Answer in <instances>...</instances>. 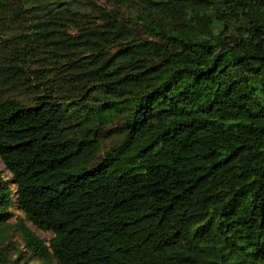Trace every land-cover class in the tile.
I'll list each match as a JSON object with an SVG mask.
<instances>
[{"label":"trees","instance_id":"1","mask_svg":"<svg viewBox=\"0 0 264 264\" xmlns=\"http://www.w3.org/2000/svg\"><path fill=\"white\" fill-rule=\"evenodd\" d=\"M195 1L220 12L160 27L159 42L124 44L115 21L45 34L67 55H95L88 79L128 109L122 141L97 162L98 131L79 130L51 93L30 106L6 98L29 85L20 63L40 40L0 61V159L14 184L0 174V225L14 204L44 264H264V0ZM15 4L0 0V24ZM229 18L239 32L223 30Z\"/></svg>","mask_w":264,"mask_h":264},{"label":"rangeland","instance_id":"2","mask_svg":"<svg viewBox=\"0 0 264 264\" xmlns=\"http://www.w3.org/2000/svg\"><path fill=\"white\" fill-rule=\"evenodd\" d=\"M158 1L161 6L148 11L133 0H15L17 15L0 24V61L16 45L22 48L35 39L41 43L38 51H30L20 63L28 73L29 85L7 93L6 98L30 106L38 102L40 96L51 93L54 100L68 108L72 122L81 125L79 130L98 131L102 146L95 159L97 162L122 141L118 128L126 122L128 109L123 105L118 109L109 107L108 98L101 94V85L88 79V72L96 68L95 55L85 50L67 55L60 47L50 44L45 34L54 28L75 36L80 28L115 21L129 30L124 44L159 42L154 30L160 27L177 29L181 23L197 22V12L211 16L220 12L219 8L203 10L195 0ZM240 25L232 18L223 20V30L227 28L228 34L239 32ZM217 27L220 30L222 25L217 24ZM119 48L117 45L105 49L104 60L115 55ZM0 174L14 189L12 175L1 159ZM10 212L11 219L0 225V264H44L32 256L25 245L17 224L24 215L14 204ZM25 224L47 243L53 237L51 232Z\"/></svg>","mask_w":264,"mask_h":264}]
</instances>
